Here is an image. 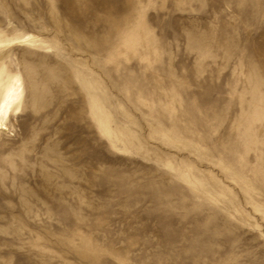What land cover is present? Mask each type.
I'll list each match as a JSON object with an SVG mask.
<instances>
[{
	"label": "rangeland",
	"instance_id": "obj_1",
	"mask_svg": "<svg viewBox=\"0 0 264 264\" xmlns=\"http://www.w3.org/2000/svg\"><path fill=\"white\" fill-rule=\"evenodd\" d=\"M17 85L0 264H264V0H0Z\"/></svg>",
	"mask_w": 264,
	"mask_h": 264
},
{
	"label": "clouds",
	"instance_id": "obj_2",
	"mask_svg": "<svg viewBox=\"0 0 264 264\" xmlns=\"http://www.w3.org/2000/svg\"><path fill=\"white\" fill-rule=\"evenodd\" d=\"M22 92L20 90L19 85H17L15 88L10 89L7 94L5 95V98L3 100V103L0 104V117L3 119H0V128L4 127L5 121H7L10 109L14 104H17L19 100L21 99ZM16 113L19 114L20 108L17 107L15 109Z\"/></svg>",
	"mask_w": 264,
	"mask_h": 264
},
{
	"label": "bare ground",
	"instance_id": "obj_3",
	"mask_svg": "<svg viewBox=\"0 0 264 264\" xmlns=\"http://www.w3.org/2000/svg\"><path fill=\"white\" fill-rule=\"evenodd\" d=\"M6 126H5V124H4V127L3 128H5Z\"/></svg>",
	"mask_w": 264,
	"mask_h": 264
}]
</instances>
